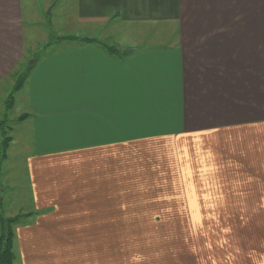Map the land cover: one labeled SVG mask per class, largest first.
<instances>
[{"label": "crops", "instance_id": "crops-1", "mask_svg": "<svg viewBox=\"0 0 264 264\" xmlns=\"http://www.w3.org/2000/svg\"><path fill=\"white\" fill-rule=\"evenodd\" d=\"M37 1L0 0V86L45 53L0 97L13 264H264V0Z\"/></svg>", "mask_w": 264, "mask_h": 264}, {"label": "rangeland", "instance_id": "rangeland-1", "mask_svg": "<svg viewBox=\"0 0 264 264\" xmlns=\"http://www.w3.org/2000/svg\"><path fill=\"white\" fill-rule=\"evenodd\" d=\"M37 3L39 5H42L40 0H38ZM42 25L43 24L38 23L36 26L42 27ZM37 31L38 33L40 31L41 32L46 31L51 36V38L49 36L47 41H51V39L54 40V38L57 35H67L70 33V30H68V28L65 27L41 29L40 31L39 30ZM30 32L33 33V30H31ZM25 39H28L27 36H25ZM27 51H29L28 48ZM44 54L45 53L42 45H39L35 51H30L28 54L30 58L27 60L26 63L22 65L21 69L18 71V74L12 77L13 83H15L18 76H22L27 66L31 65V62L38 59ZM12 86L13 85L11 84V82L10 83L6 82L0 86L1 88L0 90H2L0 91V93L2 92V94L0 95V97L2 98L1 100L2 114L4 113V100L7 97V95L11 92ZM20 98L21 96L17 97V100H19ZM21 107L22 106L20 102L17 101L14 106V109L12 110L14 114H16ZM4 118L5 117L3 116L1 119ZM9 118L13 120L12 112L9 114ZM13 125H14L13 121L7 122L5 125L7 135L13 136V141L10 143L9 148L6 151H4V153L2 152L3 149L1 148L2 138L0 136V197L2 200L0 211L2 212V215L7 218H12L16 216V215L9 216L8 213L10 209L9 204L11 205L10 200L16 201V203L18 204H21V202L23 203L25 202V199L27 197L26 195L27 186H26V182H24V178L26 177V174L23 169V161L26 159L27 155H30L35 151L34 148H32V145L29 144V146H27V144L21 140L22 128ZM12 206L15 207V205H11V207ZM17 215H22V214H17Z\"/></svg>", "mask_w": 264, "mask_h": 264}, {"label": "trees", "instance_id": "trees-1", "mask_svg": "<svg viewBox=\"0 0 264 264\" xmlns=\"http://www.w3.org/2000/svg\"><path fill=\"white\" fill-rule=\"evenodd\" d=\"M60 40H79L83 43H92L97 40L91 39V38H79L76 36H64V37H55L54 40L51 39L49 44H52L53 41H60ZM107 50H109L110 53H117V49L110 46L106 47ZM31 70V67H27L25 72L22 74V76H19V78L16 81L15 87L13 92H11L8 96L7 102H6V109L8 110L12 105V96L14 91H16L21 82L25 79L26 74ZM6 124V117L4 120L0 123V131H1V148L3 149L2 152L6 151L7 145L10 142V137L7 135V131L5 128ZM1 208V204H0ZM30 213L22 214V215H16L12 218H7L2 215V212L0 211V264H13V261L15 259L14 254V238H15V228L17 225H20L24 222V219L29 217Z\"/></svg>", "mask_w": 264, "mask_h": 264}]
</instances>
